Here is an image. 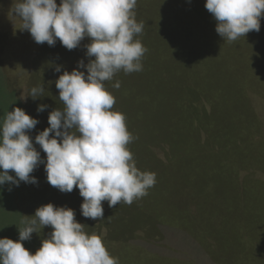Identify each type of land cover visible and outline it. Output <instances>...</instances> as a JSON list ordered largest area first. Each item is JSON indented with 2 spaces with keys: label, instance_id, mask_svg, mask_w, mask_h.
<instances>
[{
  "label": "rangeland",
  "instance_id": "374dc122",
  "mask_svg": "<svg viewBox=\"0 0 264 264\" xmlns=\"http://www.w3.org/2000/svg\"><path fill=\"white\" fill-rule=\"evenodd\" d=\"M20 2L0 0V124L17 107L36 118L28 134L46 160L35 136L50 126L51 111L65 107L55 82L94 57L86 56L88 37L72 50L58 39L54 46L36 43L13 12ZM205 3L137 0L135 19L144 28L135 39L147 48L142 71H120L104 82L115 97L112 111L125 115L136 137L127 146L136 167L156 175L127 213L128 204L117 205L115 221H123L122 213L132 216L133 241L107 230L105 221L95 233L119 264H264V16L259 32L228 42L215 32L210 12L201 18ZM79 70L87 75L86 67ZM40 85L41 97L28 96ZM41 104L47 107L38 112ZM35 170L41 179L30 183L34 192L47 177L44 164ZM9 189L0 186V219L6 221L0 220V238L18 241L6 204L11 200L34 215L47 202L42 193L22 197ZM76 189L71 202L81 200ZM33 240L30 254L42 244Z\"/></svg>",
  "mask_w": 264,
  "mask_h": 264
},
{
  "label": "clouds",
  "instance_id": "9594fccd",
  "mask_svg": "<svg viewBox=\"0 0 264 264\" xmlns=\"http://www.w3.org/2000/svg\"><path fill=\"white\" fill-rule=\"evenodd\" d=\"M136 6L137 0H60L59 5L56 0H22L16 4L13 12L22 21L21 29L30 32L36 43L54 46L58 39L72 50L88 37L86 56L94 59L87 65L79 61L76 69L64 71L55 82L65 107L51 111L50 126L35 136L46 162L28 134L39 121L19 107L6 114L0 124V186L36 184L30 174L44 164L47 182L64 193L78 188L82 215L100 220L102 202L109 207L121 202L131 205L155 185V173L136 167L127 147L136 137L128 131L125 115L112 111L115 97L104 86L120 71H142L147 48L135 39L144 28L135 19ZM205 8L217 21L216 32L228 42L253 30L259 32L264 16V0H206ZM85 67L87 75L79 70ZM113 87L118 89L119 81ZM43 92L40 85L28 96L36 99ZM46 107L38 105L37 111ZM34 217L22 221L25 226L19 230L18 241L0 238V264H119L101 237L84 231L73 209L48 203ZM45 226L53 229L50 238L30 254L22 242Z\"/></svg>",
  "mask_w": 264,
  "mask_h": 264
},
{
  "label": "trees",
  "instance_id": "16d2710c",
  "mask_svg": "<svg viewBox=\"0 0 264 264\" xmlns=\"http://www.w3.org/2000/svg\"><path fill=\"white\" fill-rule=\"evenodd\" d=\"M206 11L209 13L208 10L202 9L201 18L205 19L207 17V15H206V17L204 16L206 14ZM10 42H11V40H10ZM45 162H46V160H45ZM9 174H10V172H9ZM30 175L31 176L35 175L37 177V184L40 182L39 180L41 178H40V175L37 172V170H34L33 173H31ZM6 183H7V186H10V189H11V190H9L10 192L17 190V193H19V195L22 197L23 196H29L28 194H32L34 196L33 193H38L39 195H41V193H42L41 197L42 196L44 197L47 204L52 203V199H56V203H52L54 206L67 207V208L73 209L75 212V219L81 218L77 222L84 225V231L89 235L95 234L98 231H100L101 229H103V227H100V225L102 223L104 224V221H105V224H107V230L114 232L117 235H120V233L123 232V235L125 238L133 241L132 235H131V233H132V231H131L132 216H130V214L129 215L128 214L123 215V213H122L123 221L121 223L119 221H115L114 216L118 212V208H119L117 205H116L117 206L116 209H113V208L108 206V203L106 201L102 202L103 209H104V216H103L104 218L100 219V220L99 219L93 220L90 218H85L81 213V204L83 203V197L80 196L78 188L76 189L77 190L76 194H78V195H76V197H78V198L81 197V200L76 201V202H71V201H69V199L72 196V193L71 192L70 193H64V192L59 191L57 188L51 186L47 182V177L43 183H40L38 185V187H36V192L33 191L30 183H27V185H26L25 182H20L19 186L12 185L9 182H6ZM38 189H39V191H37ZM10 194H12L11 197L13 198L14 193H10ZM10 201L8 202V204H6L8 209L6 211L4 209V213L9 216L8 217V219H9L8 225L10 227H13V224H14L13 222L15 221L16 226L13 227V229L18 233L17 235H19V230H22L23 227L25 226L22 221H24L26 219L31 220V219H34L35 217H34V215H31L32 211H25V209H22V208L20 210L18 204L15 205V203L10 202ZM125 211H126V213H127V211H129V205L126 206ZM105 217H107L108 219H105ZM0 220L4 221V219H0ZM4 222H6V221H4ZM166 229L170 230V227H168V228L166 227ZM52 231H53V229L51 228V226H45L42 230L38 231L37 233H35V232L32 233L30 240L23 241L22 243H24V247L27 250H29V252H30V246H31L32 239H34V240L36 239L38 242H40L39 244H41L44 238L45 239L50 238V234ZM170 231L174 232L173 230H170ZM127 233H128V235H127ZM166 237L164 238L165 240H166ZM13 241H15V240H13ZM41 246H42V244H41ZM147 247L151 248L149 246H147ZM160 249H161V247H160ZM164 249L166 250L167 248L164 247L163 250L162 249L161 250L164 251ZM171 255H174V253H172ZM185 255H188V254H185ZM189 256H190L189 258L193 257L192 255H189ZM182 259H181V261H182ZM168 264H170V263H168ZM190 264H193L192 261L190 262Z\"/></svg>",
  "mask_w": 264,
  "mask_h": 264
}]
</instances>
